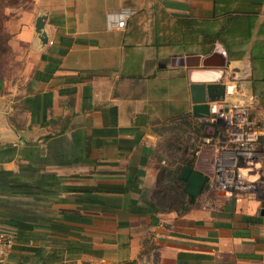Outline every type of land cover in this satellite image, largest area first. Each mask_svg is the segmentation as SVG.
Segmentation results:
<instances>
[{
    "label": "crops",
    "instance_id": "1",
    "mask_svg": "<svg viewBox=\"0 0 264 264\" xmlns=\"http://www.w3.org/2000/svg\"><path fill=\"white\" fill-rule=\"evenodd\" d=\"M233 79L264 120V0L5 5L0 264H264V162L253 195L189 200L180 179L214 157L190 86Z\"/></svg>",
    "mask_w": 264,
    "mask_h": 264
},
{
    "label": "built area",
    "instance_id": "2",
    "mask_svg": "<svg viewBox=\"0 0 264 264\" xmlns=\"http://www.w3.org/2000/svg\"><path fill=\"white\" fill-rule=\"evenodd\" d=\"M124 17V14L116 16L117 28L125 27ZM113 23L114 20L109 21V28ZM257 110L258 97L241 89L236 79L224 84L221 100L209 104L208 121L215 126V135L203 141L214 150L211 172L204 185L208 194L234 197L253 195L260 190L264 120ZM14 243L15 234L0 228V262L11 252Z\"/></svg>",
    "mask_w": 264,
    "mask_h": 264
},
{
    "label": "water",
    "instance_id": "3",
    "mask_svg": "<svg viewBox=\"0 0 264 264\" xmlns=\"http://www.w3.org/2000/svg\"><path fill=\"white\" fill-rule=\"evenodd\" d=\"M34 29L41 45L46 46L49 40L44 32V17L40 16L36 19ZM190 91L192 117L197 120H207L210 116L209 104L223 98L224 85L193 83L190 86ZM180 179L186 183V191L190 197H197L203 191L206 182L205 176L194 173L189 168L183 169ZM260 214H264V202L262 203Z\"/></svg>",
    "mask_w": 264,
    "mask_h": 264
},
{
    "label": "rangeland",
    "instance_id": "4",
    "mask_svg": "<svg viewBox=\"0 0 264 264\" xmlns=\"http://www.w3.org/2000/svg\"><path fill=\"white\" fill-rule=\"evenodd\" d=\"M26 1L28 0H0V9H2L5 5H23Z\"/></svg>",
    "mask_w": 264,
    "mask_h": 264
},
{
    "label": "trees",
    "instance_id": "5",
    "mask_svg": "<svg viewBox=\"0 0 264 264\" xmlns=\"http://www.w3.org/2000/svg\"><path fill=\"white\" fill-rule=\"evenodd\" d=\"M175 175V178L176 179H178V177H179V173L177 174H174ZM188 197H189V200H193L194 199V197H190L189 195H188ZM128 264H137L136 262H131V263H128Z\"/></svg>",
    "mask_w": 264,
    "mask_h": 264
}]
</instances>
